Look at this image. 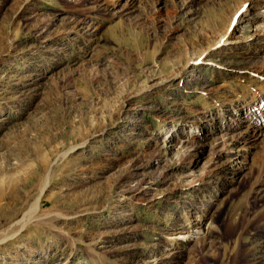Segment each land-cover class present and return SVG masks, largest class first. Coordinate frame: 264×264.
I'll list each match as a JSON object with an SVG mask.
<instances>
[{"label": "rangeland", "instance_id": "1", "mask_svg": "<svg viewBox=\"0 0 264 264\" xmlns=\"http://www.w3.org/2000/svg\"><path fill=\"white\" fill-rule=\"evenodd\" d=\"M263 12L0 0V264H264Z\"/></svg>", "mask_w": 264, "mask_h": 264}, {"label": "bare ground", "instance_id": "2", "mask_svg": "<svg viewBox=\"0 0 264 264\" xmlns=\"http://www.w3.org/2000/svg\"><path fill=\"white\" fill-rule=\"evenodd\" d=\"M248 8V6H247V4H246V2L243 4V6H242V8H241V10L240 11H237V13H240L241 14V12H242V14L243 13H246L247 12V9ZM249 12V11H248ZM237 16V15H236ZM257 17H259V18H264V12L262 13V14H259ZM240 18V17H239ZM237 19L236 20V18H234V23L235 22H238L239 20H241V18L240 19ZM229 23V22H228ZM228 26V25H227ZM232 27V26H231ZM227 32H229V30L227 31ZM229 36V35H228ZM227 39V38H226ZM262 102H264V98H261V99H259V103H262ZM243 107H241V109H242ZM263 109L264 108H260L259 107V109H257V111H254V112H251V114H250V119H249V121H251L252 120V123H254L255 122V124H253V125H251V124H249V127H248V129H247V133H248V135H249V137H251V134H252V132L253 133H256L257 131L259 132V130H261L262 129V127H263V125H261L259 122H263L264 123V120L262 119L263 117H264V112H263ZM246 123V121H243L242 122V125H244ZM248 126V125H247ZM236 144V142L234 143V145ZM38 209V204H36L35 205V209L34 210H37ZM32 211L29 213V214H27V215H25L23 218H22V220L21 221H19L18 222V224H22L21 226L23 227V226H25V224L28 222V221H30L31 220V216H32Z\"/></svg>", "mask_w": 264, "mask_h": 264}]
</instances>
